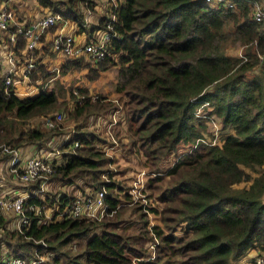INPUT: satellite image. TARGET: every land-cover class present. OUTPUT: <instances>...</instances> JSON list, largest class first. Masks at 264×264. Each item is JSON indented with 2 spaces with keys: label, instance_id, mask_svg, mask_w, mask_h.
<instances>
[{
  "label": "trees",
  "instance_id": "obj_1",
  "mask_svg": "<svg viewBox=\"0 0 264 264\" xmlns=\"http://www.w3.org/2000/svg\"><path fill=\"white\" fill-rule=\"evenodd\" d=\"M36 1L79 22L86 35L114 16L104 58L95 63L66 59L61 72L86 67V78L94 80L116 66L114 92L122 107L104 96L86 98L71 116L123 110L118 122L128 123L130 148L155 173L146 182L157 191V203H143L146 213H139L138 235L125 233L120 221L113 220L122 212L121 189L100 179L109 160L96 148L100 137L72 130L61 144L72 149L62 154L50 180L70 185L73 192H60L56 199L46 190L42 198L31 195L27 200H56L58 213L78 189H105L115 217L97 229L99 225L80 216L48 221L28 210L27 227L14 230L0 214V250L25 256L36 247L53 251L48 264H132L133 258L139 264H264V20L253 16L257 0H233L232 6L206 0H117L114 9H105L107 14L91 0ZM86 11L98 14L94 23L89 24ZM24 45L19 36L11 47L21 53ZM32 55L37 65L29 82L40 79L35 95L8 94L0 64V159L8 155L4 147L50 145L61 133L59 124L25 125L27 118L60 105L57 92L43 82L52 74L48 64L38 49ZM78 90L85 93L88 87ZM212 118L229 131L210 132ZM181 145L190 149L178 153ZM27 187L32 191L37 183ZM83 236L88 237L81 251L69 255L66 244ZM251 249L259 252L243 261ZM9 252H0V264ZM63 257L67 263L60 261Z\"/></svg>",
  "mask_w": 264,
  "mask_h": 264
},
{
  "label": "built area",
  "instance_id": "obj_2",
  "mask_svg": "<svg viewBox=\"0 0 264 264\" xmlns=\"http://www.w3.org/2000/svg\"><path fill=\"white\" fill-rule=\"evenodd\" d=\"M17 1L20 3L18 4ZM91 1H95L96 7L102 6V9H114V6L118 2L117 0ZM232 1L206 0L209 4L223 2L228 6H232ZM23 4H26L23 0H3L0 2V64H2L4 74L3 85L8 94L27 95L37 88L35 83H38L39 79L34 83L29 82L30 74L37 65L32 52L35 49H40L43 44L49 46L46 49L47 54H45L44 58L45 62L49 63L48 70L51 73L55 70L61 72V65L66 59L83 57L95 63V61L101 60L107 54L109 39L112 35L110 32L112 29L111 20L114 19V16L105 17L102 20L105 27L95 28L90 35H86L84 31H80L79 22L64 18L57 10H52L48 6H42L37 3L33 7L31 6V8L26 6L25 12L23 11L22 13ZM253 16L255 19L264 20V7H262L258 0L254 4ZM19 36L24 39L25 44L21 53H18L15 48L11 47V45H16ZM59 58L61 60L57 64L56 61ZM82 69L87 68L83 67ZM55 76L50 75L47 80L51 79L52 81L55 79ZM19 80L26 83L27 86L33 85L35 87L33 90L19 89L17 84ZM84 99L85 96H81L78 101L82 102ZM43 117V124L47 128H53L57 123L62 122L65 114L56 111L47 113ZM116 124L115 118L112 117L101 132L104 140L110 139L113 145L118 144L112 133V129ZM66 139L67 136L62 137L60 144L64 143ZM52 140L49 141L50 145ZM73 144L74 147L77 146L76 141ZM4 152H7L8 155L0 162V214L3 217L6 215L11 217L10 223L7 224L8 226L11 225L10 227L14 230H22L23 227H27L31 216L28 210L35 215H42L40 219L43 220L51 221L80 216L98 225L102 223L101 221L104 220L107 214L114 212V209H110V205L105 200V189H87L84 193L78 189L75 197L66 202L58 213H55L59 208L56 200L29 203L27 198L31 195L42 198L44 196L43 193L46 190H50V176L54 172L55 166L63 153L58 148L56 149L54 145L51 147H47V145L38 146L35 153L32 154H26L17 147H4ZM5 168L11 173L12 180L20 182L22 186H30L36 182L37 187L32 191H28L20 188L14 189L7 185L5 181L6 177L3 174ZM59 196L60 193L56 199ZM118 207L119 204L116 208ZM40 242L44 244V241L40 240ZM33 249L36 254L44 251V249L40 251L37 247ZM0 252L5 255L9 251L7 252L2 247ZM257 261L258 263L261 262L259 259ZM2 264H44V260L40 256L27 258L21 253L12 251L9 252V257L2 261Z\"/></svg>",
  "mask_w": 264,
  "mask_h": 264
},
{
  "label": "rangeland",
  "instance_id": "obj_3",
  "mask_svg": "<svg viewBox=\"0 0 264 264\" xmlns=\"http://www.w3.org/2000/svg\"><path fill=\"white\" fill-rule=\"evenodd\" d=\"M2 0H0L1 2ZM21 1V0H19ZM24 3L27 5L33 6V4H37L36 0H23ZM31 8V7H30ZM61 9H64V5L60 6ZM99 11V10H97ZM102 11V12H101ZM99 11L102 14H106L105 8ZM99 13V14H100ZM95 14V15H94ZM94 20L96 21L95 17H98V14L93 13ZM90 22V21H88ZM94 23V22H91ZM89 23V24H91ZM235 49H232L234 52ZM84 61L90 62V59L83 58ZM61 60L59 58L56 63L59 64L58 62ZM92 63V61H91ZM86 72L87 69H75L71 70L67 73H62L58 71H54L51 76H55V79L51 81L50 80H44L43 82L46 84L47 88L49 90H55L57 92V97L60 105L58 108H56L54 111L51 112H56L60 111L65 114V118L62 120L61 123H57L60 125L61 128V133L56 134L54 139L51 142V145H47V147H51L54 145V147L60 150L61 153L69 151L70 148L69 146L63 147L61 146V140L62 137L67 136V140L70 139V133H72V130L80 129V130H90L93 131L96 135L100 137V139L95 142L96 148L101 149L103 151V154L108 157V164L104 166V171L100 175V179L106 182H114L116 183L119 187L115 189H121L120 193H118V199H120L119 204L122 203L121 205V210L118 214V216H113L112 214H107L104 217V220H109V219H114L117 220L121 225L120 227L125 228V233L133 234V235H138L140 233V227L142 225L141 218L139 217V213L142 211H146L145 208L143 207V203L150 204V202L157 203L155 201L157 191L148 188L147 187V178L150 176H153L155 173H153L147 166H144L142 164V159L143 156L139 153L136 152L135 149L130 148V142H129V132L127 130L128 123L125 122V124H121L118 122L119 118L124 115V112L122 109L116 110L109 112L107 115L104 114H89L85 117H79V118H74L72 117L71 113L72 110L75 109L76 107L74 106H80L83 104L84 100L86 98L90 99V101H94L98 99V97H105L113 101L115 104H118V108L122 107V103L120 99H118L117 95L114 92V84L116 80V72H117V67L109 68L105 71H103L99 77L95 78L94 80H88L86 78ZM54 78V77H53ZM40 82V79H39ZM19 89H29L33 90L27 95H35L40 89V84L35 83V86L33 85H28L26 83L21 82L20 80L17 82ZM79 86H85L88 87L87 92L85 93H80L78 90ZM74 95V98L72 95ZM81 96H85V99L82 102H79L78 99L81 98ZM101 100V98H100ZM124 109V107H123ZM204 109L201 108L200 112H203ZM44 115H35L30 118H27L25 125L27 126H32L36 122L41 123L44 127L43 120H44ZM120 116V117H119ZM114 117L115 121L117 122V126L113 127V136L118 143L117 145H113L111 140H104L103 134L100 132V130H103L105 128L106 123L110 121V119ZM106 122V123H105ZM100 123V124H99ZM208 130L210 132H214L216 135L217 133H225L229 131L228 127H223V123L221 120L217 118H212L209 120L208 123ZM36 125V124H35ZM102 127V129H101ZM73 134V133H72ZM45 146V145H44ZM190 147L188 145H181L179 147L178 153H181L183 151L189 150ZM62 160V157L59 158V160ZM174 157L170 158V162L174 161ZM3 159H0V162ZM166 164H169L166 163ZM144 174L142 175V173ZM3 174L5 175V181L6 184L13 187V188H20L22 190H28L27 186H22L20 182L12 180V175L9 172L8 169L3 170ZM139 180V181H138ZM138 181V182H137ZM51 187H50V194L58 195L60 192H68L70 191L73 192V187L70 185L56 182L53 183L51 182ZM143 185V186H140ZM106 186V185H104ZM108 189V188H107ZM81 192L83 190L79 189ZM109 191V190H108ZM123 192H127L129 194L128 197H125L123 195ZM141 207L139 210L136 208ZM136 209V210H135ZM146 213V212H145ZM7 219V223H10L11 217L8 215L5 216ZM146 218H148V221L150 225H152L154 222L153 215L148 213L146 214ZM102 222V221H101ZM152 223V224H151ZM98 225V224H97ZM11 226V225H10ZM120 227L119 230L120 231ZM13 229L12 227H9ZM102 228V224L99 223V226L97 229ZM88 236H83L82 238H79V240L72 241L68 244H66L65 248L68 250L67 252L69 255H76V253H79L83 247V243L87 240ZM144 241H147L144 239ZM148 242V241H147ZM48 252V255H47ZM66 252V253H67ZM259 252L257 249H251L244 257L243 261L249 260V258L255 256ZM262 252V251H261ZM54 252L49 251V250H44L43 252H39V254H36L34 252V249H32V254L26 256L27 258H32L34 256H37L42 258L44 260V264H48L51 262V257L53 256ZM141 258H139L140 260ZM146 259V258H144ZM138 259L133 258L132 264H139L137 263ZM63 263H67L68 260L67 258L63 257L60 260Z\"/></svg>",
  "mask_w": 264,
  "mask_h": 264
},
{
  "label": "crops",
  "instance_id": "obj_4",
  "mask_svg": "<svg viewBox=\"0 0 264 264\" xmlns=\"http://www.w3.org/2000/svg\"><path fill=\"white\" fill-rule=\"evenodd\" d=\"M259 1V3L262 5V7H264V0H258ZM17 3L19 4L20 2H18L17 1ZM34 5V4H33ZM23 6V8H22V10L24 11L25 9H26V6H28V7H31V5H27V4H23L22 5ZM33 7V6H32ZM96 9L97 10H101L102 9V6H97L96 7ZM25 12V11H24ZM93 13H90L89 11H86V16H85V18L87 17V19H89L90 20V23L94 20V16L92 15ZM95 15V14H94ZM95 19H97L96 17H95ZM88 21V20H87ZM47 39V38H46ZM48 47L49 46H47V45H42V47L40 48V49H38V51L41 53V57L43 58V61L45 62V54H47L46 53V49H48ZM45 63H47V62H45ZM47 64H49V63H47ZM52 65H54L53 63H52ZM100 124V123H99ZM117 126V125H116ZM101 129H102V127H101ZM103 130H104V128H103ZM103 130H100V132H102ZM37 148H38V145H34V144H27V145H25V146H22V150L26 153V154H32V153H35V151L37 150ZM15 189V188H14Z\"/></svg>",
  "mask_w": 264,
  "mask_h": 264
}]
</instances>
